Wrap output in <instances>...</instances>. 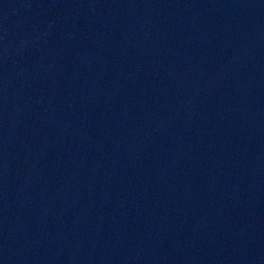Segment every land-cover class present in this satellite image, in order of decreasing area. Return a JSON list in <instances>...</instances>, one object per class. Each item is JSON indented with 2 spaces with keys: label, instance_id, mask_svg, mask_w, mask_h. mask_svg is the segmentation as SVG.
<instances>
[{
  "label": "water",
  "instance_id": "1",
  "mask_svg": "<svg viewBox=\"0 0 264 264\" xmlns=\"http://www.w3.org/2000/svg\"><path fill=\"white\" fill-rule=\"evenodd\" d=\"M0 264H264V0H0Z\"/></svg>",
  "mask_w": 264,
  "mask_h": 264
}]
</instances>
